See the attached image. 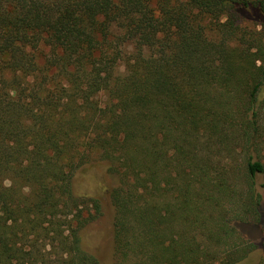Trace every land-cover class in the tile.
I'll return each mask as SVG.
<instances>
[{"label": "trees", "instance_id": "obj_1", "mask_svg": "<svg viewBox=\"0 0 264 264\" xmlns=\"http://www.w3.org/2000/svg\"><path fill=\"white\" fill-rule=\"evenodd\" d=\"M237 264L264 231V0H0V264ZM259 264H264V258Z\"/></svg>", "mask_w": 264, "mask_h": 264}, {"label": "rangeland", "instance_id": "obj_2", "mask_svg": "<svg viewBox=\"0 0 264 264\" xmlns=\"http://www.w3.org/2000/svg\"><path fill=\"white\" fill-rule=\"evenodd\" d=\"M76 184L82 190L99 197L101 213L98 218L83 230V245L94 253L98 264H113V206L110 190L116 184L114 176L106 171L104 163H94L76 177ZM255 188L261 196L260 208L264 215V174L255 177ZM243 236L257 248L237 264H259L264 258V231L259 224H239Z\"/></svg>", "mask_w": 264, "mask_h": 264}]
</instances>
